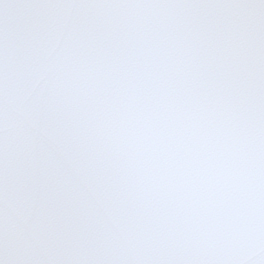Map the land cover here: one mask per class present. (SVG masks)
<instances>
[{
	"label": "snow or ice",
	"instance_id": "1",
	"mask_svg": "<svg viewBox=\"0 0 264 264\" xmlns=\"http://www.w3.org/2000/svg\"><path fill=\"white\" fill-rule=\"evenodd\" d=\"M0 264H264V0H0Z\"/></svg>",
	"mask_w": 264,
	"mask_h": 264
}]
</instances>
